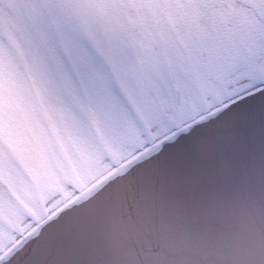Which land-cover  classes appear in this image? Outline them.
Segmentation results:
<instances>
[{
	"label": "rangeland",
	"instance_id": "1",
	"mask_svg": "<svg viewBox=\"0 0 264 264\" xmlns=\"http://www.w3.org/2000/svg\"><path fill=\"white\" fill-rule=\"evenodd\" d=\"M30 1L39 9L28 63L38 107L16 58L24 8L0 0L5 246L39 206L55 208L76 181L137 151L157 122L168 129L264 78V0Z\"/></svg>",
	"mask_w": 264,
	"mask_h": 264
},
{
	"label": "water",
	"instance_id": "2",
	"mask_svg": "<svg viewBox=\"0 0 264 264\" xmlns=\"http://www.w3.org/2000/svg\"><path fill=\"white\" fill-rule=\"evenodd\" d=\"M224 111L60 209L14 264H264V103L201 131Z\"/></svg>",
	"mask_w": 264,
	"mask_h": 264
},
{
	"label": "bare ground",
	"instance_id": "3",
	"mask_svg": "<svg viewBox=\"0 0 264 264\" xmlns=\"http://www.w3.org/2000/svg\"><path fill=\"white\" fill-rule=\"evenodd\" d=\"M262 80H264V79H258L257 82L254 84V86L257 85V84H259L260 81H262ZM238 93H239V92H238ZM207 106H208V105H207ZM207 106H205V107H207ZM204 109H208V108H204ZM177 124L179 125V124H181V122H180L179 120H177L176 123H175L174 125H172L171 127H169L168 129H164V127H163L161 130H158V128H160V127L163 125V123H162V122H157L155 125H153V126L150 128L149 131H147V132L143 135L142 140H143L144 142H143V144L140 146V148L143 147V146H145V145H147L148 143H150V142H146V139H147V138H149L150 141H152V140L155 139L156 137H158V136L164 134L165 132H167V131L173 129ZM127 155H129V154H127ZM127 155H125L124 157H126ZM124 157L120 158V157H118V156H114L113 158H111V166H110L109 168L115 166V165L119 162V160L123 159ZM109 168H107V169H109ZM107 169L103 170V171L100 172L98 175H100L101 173H103V172L106 171ZM98 175H96L95 177H93L91 180H89L88 182L84 183L83 185L88 184V183L91 182L94 178H96ZM81 188H82V185L79 184V183L76 181V182L73 184V186H72V192H71V194H70L68 197H70V196L73 195L74 193H76V192H78L79 190H81ZM68 197H67V198H68ZM64 200H65V199H64ZM60 203H61V202H60ZM60 203H59V204H60ZM47 211H48V210H47L46 208H43V207L39 206V209H38L37 213H35V214H30L31 216H29V217L32 219L33 222H37V221H39V219H40L41 217H43L42 214L46 213ZM20 233H21V232H20V229L18 228V229H17V234L20 235Z\"/></svg>",
	"mask_w": 264,
	"mask_h": 264
},
{
	"label": "snow or ice",
	"instance_id": "4",
	"mask_svg": "<svg viewBox=\"0 0 264 264\" xmlns=\"http://www.w3.org/2000/svg\"><path fill=\"white\" fill-rule=\"evenodd\" d=\"M264 95V93H262ZM26 240L13 239L11 244L5 246L0 243V264H14L24 251Z\"/></svg>",
	"mask_w": 264,
	"mask_h": 264
}]
</instances>
